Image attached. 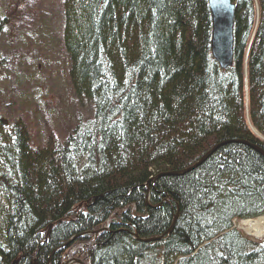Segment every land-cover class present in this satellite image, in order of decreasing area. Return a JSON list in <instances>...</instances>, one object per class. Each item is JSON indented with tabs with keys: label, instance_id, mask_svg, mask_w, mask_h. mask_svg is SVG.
I'll use <instances>...</instances> for the list:
<instances>
[{
	"label": "trees",
	"instance_id": "obj_1",
	"mask_svg": "<svg viewBox=\"0 0 264 264\" xmlns=\"http://www.w3.org/2000/svg\"><path fill=\"white\" fill-rule=\"evenodd\" d=\"M255 1L257 19L232 0L222 71L207 0H62L71 87L93 111L42 146L20 122L7 139L0 128V264H61L72 248L85 264H264V239L232 228L264 216Z\"/></svg>",
	"mask_w": 264,
	"mask_h": 264
},
{
	"label": "rangeland",
	"instance_id": "obj_2",
	"mask_svg": "<svg viewBox=\"0 0 264 264\" xmlns=\"http://www.w3.org/2000/svg\"><path fill=\"white\" fill-rule=\"evenodd\" d=\"M252 2L257 19V2ZM61 10L62 0H0V21L3 23L0 35L2 138L11 137L9 133L13 125L20 122L29 130L32 146H42L50 132L46 129L62 141L74 122V119H65L76 115L75 121L79 116L86 120L91 116L92 106L76 98L71 87L68 75L70 63L62 40ZM247 53L248 49L244 58ZM244 83L245 117L249 125L247 86ZM240 222L242 220H234L233 229L254 241L264 239V236L249 237L240 229ZM78 254L68 259L64 257L65 262L76 264L73 261L78 260L85 264Z\"/></svg>",
	"mask_w": 264,
	"mask_h": 264
},
{
	"label": "water",
	"instance_id": "obj_3",
	"mask_svg": "<svg viewBox=\"0 0 264 264\" xmlns=\"http://www.w3.org/2000/svg\"><path fill=\"white\" fill-rule=\"evenodd\" d=\"M207 5L211 17L210 54L212 59L218 65V67L222 71H225L230 69L233 64L234 5L231 3L230 0H207ZM249 146L264 158V151L262 149L253 145ZM214 150L215 147L209 152H207L187 171L198 166ZM185 171L178 174L180 175L182 173H185ZM72 241L73 240H71L70 242ZM73 262L76 264H82L78 260H74ZM63 264H71V262H65Z\"/></svg>",
	"mask_w": 264,
	"mask_h": 264
},
{
	"label": "bare ground",
	"instance_id": "obj_4",
	"mask_svg": "<svg viewBox=\"0 0 264 264\" xmlns=\"http://www.w3.org/2000/svg\"><path fill=\"white\" fill-rule=\"evenodd\" d=\"M230 1L234 5V10H235V6H236L235 3H233L232 0ZM239 226L243 232H245L247 235L251 237H262L264 235V217L251 221H242L240 222Z\"/></svg>",
	"mask_w": 264,
	"mask_h": 264
}]
</instances>
